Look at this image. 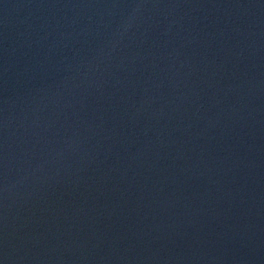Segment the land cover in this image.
<instances>
[{
  "label": "water",
  "instance_id": "obj_1",
  "mask_svg": "<svg viewBox=\"0 0 264 264\" xmlns=\"http://www.w3.org/2000/svg\"><path fill=\"white\" fill-rule=\"evenodd\" d=\"M0 264H264V0H0Z\"/></svg>",
  "mask_w": 264,
  "mask_h": 264
}]
</instances>
